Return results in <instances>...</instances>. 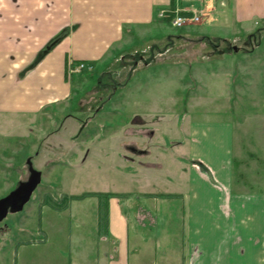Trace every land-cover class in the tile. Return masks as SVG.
Masks as SVG:
<instances>
[{
	"label": "crops",
	"instance_id": "obj_1",
	"mask_svg": "<svg viewBox=\"0 0 264 264\" xmlns=\"http://www.w3.org/2000/svg\"><path fill=\"white\" fill-rule=\"evenodd\" d=\"M163 10L195 15L200 21L174 35L170 29L177 28L171 19L159 18ZM155 35L167 37V42L151 40ZM59 38L38 61L40 53ZM262 40L264 0H0V124L6 116L43 113L72 99L69 60L85 62L93 70L106 59L117 61L138 43L148 44L154 61V54L187 50L191 42L210 47L223 62L242 55L241 68L225 71L219 78L220 89L227 91L234 74L250 67L264 74V53L257 52ZM165 44L168 49L162 53ZM118 74L111 72L112 78ZM116 82L106 88L114 93L117 85L126 83ZM255 88L264 89L261 83ZM109 97L115 108L137 104ZM139 134L155 136L146 129L127 131L123 149L134 156L121 151V160L140 169L127 168L126 173L119 169L125 184L72 200L62 211L43 206L52 211L46 223L57 235L64 232L61 220L66 213L86 228L71 236L70 245H57L61 253H68L63 264H264V192L248 190L235 173L234 125L192 123L184 186L176 173L165 180L161 164L140 161L151 150L139 146L134 139ZM40 227L39 242L56 236Z\"/></svg>",
	"mask_w": 264,
	"mask_h": 264
},
{
	"label": "rangeland",
	"instance_id": "obj_2",
	"mask_svg": "<svg viewBox=\"0 0 264 264\" xmlns=\"http://www.w3.org/2000/svg\"><path fill=\"white\" fill-rule=\"evenodd\" d=\"M170 31L175 35L182 29ZM150 37L158 43L163 39L167 42L163 35ZM187 44V50L173 49L164 56L154 54L153 61L148 44L138 43L127 48L131 51L117 61L106 59L105 64L75 75V95L66 104L39 114L4 117L0 124V200L20 182L28 181L30 159L43 178L24 210L10 213L0 222V264L67 262L68 253H61L57 245H70V239L74 242L71 236L86 228L66 213L61 220L64 232L57 235L55 228L46 223L52 214L49 209H42L46 199L55 201L62 196L110 191L112 184H125V175L119 169L122 173L127 168L140 169L120 157L122 152L134 156L123 149L128 130L130 133L146 129L155 134L134 138L140 147L151 150V155L140 156V161L161 164L165 180H171L176 173L184 186L190 165L192 123L208 120L233 124L235 173L248 190L264 192V89L255 88L260 83L264 87V74L250 67L230 77L232 85L223 91L219 78L224 77L225 71L241 68L242 55L223 62L217 59L219 55L211 53L210 47ZM164 47L162 53L168 49L166 44L161 49ZM257 52L264 53V40ZM140 58L143 60L139 63ZM147 62L152 63L147 67ZM113 71L119 73L116 78L111 76ZM114 81L126 83L117 85L113 93L107 88H112ZM109 95L114 96L113 101L135 100L137 104L115 108L109 104ZM157 108L162 112H157ZM69 116L74 120H69ZM140 118L145 122L135 124ZM40 225L56 236L46 243L39 242ZM89 226L88 220L87 229Z\"/></svg>",
	"mask_w": 264,
	"mask_h": 264
},
{
	"label": "water",
	"instance_id": "obj_3",
	"mask_svg": "<svg viewBox=\"0 0 264 264\" xmlns=\"http://www.w3.org/2000/svg\"><path fill=\"white\" fill-rule=\"evenodd\" d=\"M59 42L60 38L50 43L40 53L38 61L47 55ZM28 166L30 172L28 181L20 182L14 191L0 200V222H2L10 213L23 211L25 206L31 201L34 192L42 183V173L34 168L31 159L28 161Z\"/></svg>",
	"mask_w": 264,
	"mask_h": 264
},
{
	"label": "built area",
	"instance_id": "obj_4",
	"mask_svg": "<svg viewBox=\"0 0 264 264\" xmlns=\"http://www.w3.org/2000/svg\"><path fill=\"white\" fill-rule=\"evenodd\" d=\"M169 17L171 19L172 25L177 28H183L190 24H196L200 21L198 16H185L179 12H172L163 10L159 12V18L165 19ZM86 70H91V67L87 66L85 62H77L74 60H69L67 64V77L71 80L75 75L81 74Z\"/></svg>",
	"mask_w": 264,
	"mask_h": 264
},
{
	"label": "trees",
	"instance_id": "obj_5",
	"mask_svg": "<svg viewBox=\"0 0 264 264\" xmlns=\"http://www.w3.org/2000/svg\"><path fill=\"white\" fill-rule=\"evenodd\" d=\"M94 194H91V193H88V194H84V195H81V196H62V198L60 200H53L51 198H48L46 199L47 202L46 204L49 205L50 207H52L53 209L55 210H58V211H62L64 209H66L69 205V203L72 201V200H75V199H80V198H85V197H89V196H93ZM105 211H102L101 212V215L102 216V219L104 221V217H105Z\"/></svg>",
	"mask_w": 264,
	"mask_h": 264
},
{
	"label": "flooded vegetation",
	"instance_id": "obj_6",
	"mask_svg": "<svg viewBox=\"0 0 264 264\" xmlns=\"http://www.w3.org/2000/svg\"><path fill=\"white\" fill-rule=\"evenodd\" d=\"M68 78V77H67Z\"/></svg>",
	"mask_w": 264,
	"mask_h": 264
}]
</instances>
